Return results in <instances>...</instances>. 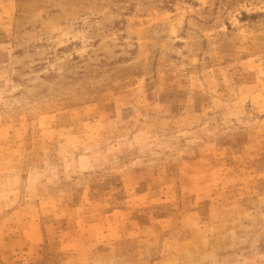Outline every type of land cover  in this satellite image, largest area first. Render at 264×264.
<instances>
[{"label":"rangeland","instance_id":"obj_1","mask_svg":"<svg viewBox=\"0 0 264 264\" xmlns=\"http://www.w3.org/2000/svg\"><path fill=\"white\" fill-rule=\"evenodd\" d=\"M0 264H264V0H0Z\"/></svg>","mask_w":264,"mask_h":264}]
</instances>
